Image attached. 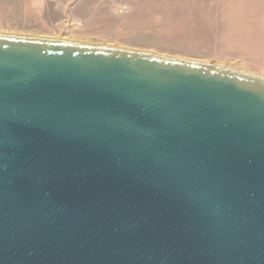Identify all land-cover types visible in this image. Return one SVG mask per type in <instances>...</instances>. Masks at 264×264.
Listing matches in <instances>:
<instances>
[{"label":"water","instance_id":"1","mask_svg":"<svg viewBox=\"0 0 264 264\" xmlns=\"http://www.w3.org/2000/svg\"><path fill=\"white\" fill-rule=\"evenodd\" d=\"M0 264H264V78L0 33Z\"/></svg>","mask_w":264,"mask_h":264},{"label":"rangeland","instance_id":"2","mask_svg":"<svg viewBox=\"0 0 264 264\" xmlns=\"http://www.w3.org/2000/svg\"><path fill=\"white\" fill-rule=\"evenodd\" d=\"M0 33L144 49L264 78V0H0Z\"/></svg>","mask_w":264,"mask_h":264}]
</instances>
